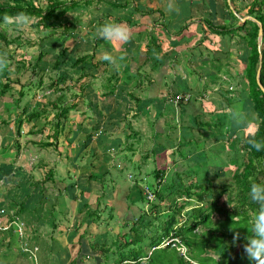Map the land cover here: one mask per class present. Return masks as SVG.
I'll return each mask as SVG.
<instances>
[{
    "label": "rangeland",
    "instance_id": "1",
    "mask_svg": "<svg viewBox=\"0 0 264 264\" xmlns=\"http://www.w3.org/2000/svg\"><path fill=\"white\" fill-rule=\"evenodd\" d=\"M34 1L42 8L47 3V0ZM59 1L62 4L60 9L65 6L67 8H64V13L55 20L53 28L37 26V19L31 17L29 25L25 27L17 26L10 22L11 19L0 25V35L6 38L0 39V53L7 54V68L12 70L11 72L5 69L10 74L0 77V86L9 81L15 96H20L21 92L25 97L24 101L21 98L19 106L13 102V96L12 99H1L0 108L3 105L4 109L15 111L24 106L27 113L38 111L42 116L38 125H33L32 128L25 122L20 131H17L16 122L18 117L21 123L25 120L21 117L23 114L15 116L16 112H10L9 116L7 112L0 117V124L4 125L0 127V132L5 130V135L0 136V139L6 137L4 143L7 144L11 134L12 140H16L20 146L18 153L14 143L13 152L7 147L8 152H4L0 162L2 166H5V163H13L10 167H0V209H4V214L0 217V244H4V247L0 248L2 259L6 262L21 259L22 264L25 261H28L27 264H35L36 259L34 263L27 254H23L21 258L19 246L25 241L31 246L32 242L38 240L36 245L39 252L36 256L39 262L37 260L36 264H44L46 255L62 256L64 249L66 258L61 264H69L75 257L74 252L79 254L84 264H91L89 257H95L98 263V247L115 241L123 244L130 240L129 236L134 234L130 232L132 227L139 233L143 232L146 237H151L156 233L154 227L159 232L156 224L151 230H141L139 225H132L141 215L147 217L144 219L145 224L149 221L155 222L156 215L153 218L150 215L152 205H157L161 213L167 211L164 218L170 213V202L173 199L177 200L178 205L186 206L187 211L197 205L195 198H176L178 196L174 175L180 171L191 176L183 180L184 186H188L190 182L199 183L204 179L202 176L205 172H208L207 175L210 174L211 178L220 176L221 178L213 182V186L218 187L221 186L220 182H227L230 186L228 188L233 192L230 195L231 200L226 191L217 202L230 211L237 203L231 171H222L214 168L217 165H209L218 158L215 151L223 150L219 153L225 161L232 157V152L226 149V140L230 136L225 133L226 124L221 126L219 117L223 111L225 119L237 124V132L245 128L243 131L248 129L251 134H254L255 128L250 125H253L257 118L247 95L242 96L247 86L240 60L245 43L236 35L225 37L219 32L215 33L203 22L207 20L208 23L216 25L217 18L226 20L228 24L232 22L224 1L215 0L221 7L216 12L212 11L213 8L207 0H183L182 3L178 0H122L121 3L112 0ZM252 1H235L240 10L237 18L246 16ZM71 4H74V7L69 8ZM169 5L172 6L171 11L168 10ZM109 22L124 25L129 29L131 37H135L128 52L122 49L125 43L120 45L98 38V28ZM183 23L188 28L183 31L174 29ZM165 29L167 36L162 32ZM179 31L184 34V42L181 45L174 43L181 40ZM141 32L143 36L136 39L137 34ZM187 33H190L188 37H191L188 42L185 40ZM151 36H156L157 44L160 45L154 52L158 56L156 70L152 69L149 59L146 60L147 65L142 68L139 63L132 61L136 51H140L141 58V53L150 48H147L146 43L150 41ZM40 52L43 53L41 60L38 59ZM101 52L111 53L117 58L116 64L102 63ZM120 57L123 59H119ZM126 61L129 64L127 71L122 70ZM56 62L60 64L59 67H56ZM41 69L43 71H40ZM114 71L117 72L115 75ZM127 72H130V76L137 75L141 81L134 82L133 86L122 83L127 80ZM112 75L121 83L119 87L118 83H115L117 88L105 96L104 86L107 84V78ZM216 77L220 80L212 82ZM197 80L203 85H198ZM23 84L26 87H22ZM82 84L85 85V95ZM28 85L30 88H27ZM188 86H194V89L189 91ZM201 86L203 92L200 91ZM90 87L92 102L86 98ZM21 88H27L26 96L27 91H22ZM184 95L187 99L183 101L186 110L180 112L178 106L175 112L172 106L167 105L172 97ZM155 97L159 99L157 105H154L157 100ZM58 99L61 100L57 101ZM130 102L132 107H127L126 104ZM228 102L232 103L231 109ZM56 103L70 111L65 116H57L60 108L53 106ZM156 108L157 117L154 115ZM183 116L184 121L189 122L186 129L180 127ZM161 118L166 119L172 126L167 125L169 128L165 129L161 126ZM3 121L9 122V128ZM57 124L60 125L59 133L55 138L52 135ZM17 132L20 137H16ZM245 132L240 133L238 137L243 138ZM19 138L26 140L23 152L21 150L24 143L19 141ZM111 141L120 144L110 146L108 143ZM47 142L54 145L41 147ZM241 143L240 141L237 144L240 151ZM130 144L132 149L128 148ZM243 158V154L238 157V167L241 166ZM193 168H197V175L192 171L189 173ZM155 169L162 170L165 177L160 188L155 182ZM11 172L12 180L9 181ZM34 172L36 174H33ZM23 174L30 176L29 184L19 190ZM5 176L8 178H4ZM40 183L43 188L39 194L41 198L49 201L48 207L44 206V210L35 211L34 221L24 223L23 230L27 231L29 239L18 243L16 237L11 234L14 233L12 226L3 230L13 216H19L13 199L26 196L38 201L36 188ZM135 183L136 186L138 183V191L134 190L128 197V192ZM15 184L17 186L13 188ZM143 187H153L156 192L161 190V200L155 196L153 202L147 203L141 193ZM81 191L85 200L74 201L72 194L78 196ZM104 192L105 196L102 195ZM171 193L173 196L169 195ZM6 197L10 201L5 202ZM12 205L15 209H10ZM95 208L97 210L92 211ZM90 212L94 214L90 215ZM249 215L252 222L254 214ZM221 219L217 212L212 213L211 220L214 224ZM183 220L184 217L180 215L179 226ZM204 231L203 226L197 229L198 233ZM36 237L37 239H34ZM148 244L147 237L141 247L145 248ZM73 245L79 252L73 249L72 253H69V246ZM182 250L183 248H177L178 252ZM208 253L211 257L218 258L215 253ZM108 259L103 256L101 264H109Z\"/></svg>",
    "mask_w": 264,
    "mask_h": 264
},
{
    "label": "trees",
    "instance_id": "2",
    "mask_svg": "<svg viewBox=\"0 0 264 264\" xmlns=\"http://www.w3.org/2000/svg\"><path fill=\"white\" fill-rule=\"evenodd\" d=\"M3 1L4 2H0V25L8 22L5 19L6 17L11 19L16 17L20 13H24L29 18L31 17L37 19L36 21L37 26L41 25L45 29H50L55 26L54 25L55 20H57L60 17V15L64 13V8H67L65 6L63 9H60L62 4L59 0H47V3L43 8L37 6L34 0H3ZM112 1H118L120 3L123 2L122 0H112ZM178 1H180L179 3L184 2L183 0H178ZM223 1H224L225 9H227V14L229 18L233 21L228 24L226 20L222 21L221 18L219 19L217 18L218 23L216 25L208 23L207 20H204L203 22L206 24L209 30L214 31L215 33L219 32L225 37H228V35H236L241 39V41L245 43L244 53L241 54L240 60L243 64L244 77L246 79L247 86L246 89L243 90L242 96L246 97L247 95V100H249L252 111L257 118L256 122H254L253 125H250L255 128L254 134H251L252 132L249 131L248 129H246V132L243 131L245 128H242V130L237 132L236 129L239 128L237 124H234L231 121L225 119V116L223 115L224 114L223 111H221V116L219 117L221 126H223L222 124H226L225 133L230 136V138L229 139L227 138L226 140V142L228 141L226 149L232 152V157H230L228 161H225L223 158H221V154L219 153L222 152L223 150L215 151L216 153H218V158L215 159V162L210 163L209 165L213 167L214 165H217L214 168L222 169V171L223 170L231 171V181L236 190L234 192L237 193V203L231 208L230 211L225 209L222 204L220 205L218 204L217 200L221 198L226 191L228 192L229 200L232 199L230 195H232L233 192L228 188L230 186L227 182H220L221 186L218 187H216V185L213 186V182L216 181L218 178H221L220 176H215L211 178L209 177L210 174L207 175L208 172H205V174L202 176V179L204 178L206 179V181H204L203 179L199 183L190 182L188 186H184L183 180L191 176L187 173L186 174L182 173L181 171L176 172L174 175L175 189L177 190L176 195L178 196L176 198L177 199L185 198L186 200L195 198L197 205L187 211L186 209L188 208L186 206L178 205L177 200L173 199L170 202V205L172 206L171 207L169 206L170 213L168 214L167 218H164L166 216V215L164 216V213L167 214V211L161 213L159 211V207L157 205H154L153 208L151 209V212H154L156 215L154 217V219L156 220L155 222L149 221L145 224L144 219H146L147 217L141 215L138 217L137 219L138 221L132 225V226L139 225V228L141 230H146V229L151 230V227L154 224L158 226L159 232H157V230L154 227V230L156 231V233H154L155 235H152L151 237H149L150 235L147 236L149 239V244L147 247L145 248L141 247L143 241L146 240L147 237L142 234L143 232L142 233L137 232L134 227L130 229V232H134L133 236H129L131 237V239L126 240L123 244H120L118 241H115V242H110V244L108 245H105L107 248H105L104 244L98 247L101 255L103 254L104 257L112 258L111 264H255L254 261H250L244 254L243 245L246 243V240L253 235L251 231L252 222H250L249 213L255 214L258 211V207H259L257 204L253 203L250 200V197L248 195L250 191V186L252 183L264 184V148H262L260 151H257L248 143V140L253 137L257 141H264V94L261 92V90L258 88L256 84V71L259 63V55H261L262 61H261L260 82L264 86V0H253L250 6L248 7L246 14V16L253 17L262 25V43L260 45V49L258 48V31H259L258 25L254 21L246 20L245 22H241V20L237 18L236 15H239L240 10L235 5L236 0H229V2L227 0H223ZM207 2L208 4H210L211 8H213L212 11L216 12L217 9L221 8L216 3L215 0H207ZM72 6L74 7V4H71L69 8ZM119 7H121V5H119ZM230 7H232L233 10H231ZM242 17H245V15ZM186 26L187 25L184 26L183 23L182 26L181 24H179L174 29H176L177 31L182 29L183 31L184 29L188 28ZM162 32L167 36L168 32L166 31V29ZM190 33H187L185 35V40L187 42L190 41L191 39V37H188ZM142 34H143L142 32L137 34L136 39L139 38V36H141ZM178 34H181V36L178 35L179 37H181V40L179 42H174V43L177 45H181L182 42H184L183 41L184 34L182 35L181 31H179ZM134 38L135 37H131V40L128 43H125L126 51H129L130 48L132 47L131 44ZM0 39L5 40L6 38L0 35ZM146 44H147L146 45L147 48L149 47L150 48L146 52L141 53V58H139L140 51H136L135 57L132 59V61H134L136 64L139 63L140 67L142 68L143 66L145 67L147 65L146 60L149 59L152 62L151 64L152 69L156 70V68H158V56L154 52H156V50L160 48V45L157 44V37L151 36L150 41L147 42ZM229 52L230 51L228 50V53ZM42 56L43 53L40 52L38 59L41 60ZM102 63H104L105 65L109 64V62L105 60H102ZM128 65L129 64H127V61L124 62L122 70L127 71ZM59 66L60 64H57L56 62V67ZM217 70H219V68H217ZM7 71L12 72L10 68H7ZM7 71L5 70L3 72H0V77L8 76L10 72L8 73ZM40 71H43V69H41ZM116 71L114 72L117 73ZM127 73L129 74V72ZM212 74H216V73H212ZM114 75H112L110 78H107V84L104 86L105 91L103 92V95L105 96L109 95L110 93H113L115 89V83L117 82V78ZM216 80H220V78L216 77L212 82H216ZM124 81L128 83L129 80H124ZM197 83L198 85H203L198 80ZM192 84L194 85V83ZM10 87L11 86L9 81H6L4 82V84L3 83L1 84L0 100L12 99L11 96H13V99H15V101L13 102L16 103V106H19V103H21L22 99L23 98L25 99L24 94L22 96L21 92H19L20 96L16 97L14 89L11 87L12 90L10 91L9 90L11 89ZM22 87H26V86L23 84ZM27 88H30V85H28ZM27 88H21L22 91H27L25 96L28 94ZM202 88L203 87L201 86L200 91L203 92ZM186 89L187 88H184V90ZM82 90L84 94L85 93L84 84H82ZM87 93H88V96L86 97L87 100H90L92 102L91 87L87 90ZM184 98L185 97L183 96L182 97L177 96L176 98L172 97L173 100L176 99L178 100L180 106L181 104L186 105L183 102ZM60 100L61 99H58L57 101ZM227 104L228 107L231 109L232 103L228 102ZM53 106L55 108H60V112L59 114H57V116H65V114H67V112L70 111V109L65 110L61 108L59 103L53 104ZM21 110H22L21 113H16V115L19 114L21 116V114H23L25 120L21 123L20 117H18V120L16 122L18 125L17 131H20V127H22L25 121L28 123L32 121L36 122L42 117L41 113L38 111L27 113L24 106L22 107ZM10 111L11 109L8 110L9 116H10ZM23 115L21 117H23ZM182 119L183 120H181L180 127L181 128L184 127L185 129L188 128L189 122L184 121V116ZM3 123L6 124L7 128H9V122L3 121ZM3 126L4 125L0 124V127ZM34 126L36 125L34 124ZM59 126L60 125L57 124V128L56 130H54L52 137L57 138L59 133ZM165 127H167V125ZM217 128L219 131V125L217 126ZM231 132H233L234 136ZM244 132H245L244 137L239 138L238 137L239 134L240 133L243 134ZM17 134L16 137L21 136L18 132ZM4 135H5V130L0 132V136H4ZM3 141L4 140H2L0 144H3ZM240 141L242 142L241 143L242 151L239 150V147L237 145L238 142ZM14 144H15L16 153H18L19 145L17 141H15ZM108 144L110 146L111 145L118 146L120 142L111 141ZM9 145L10 143L7 144L4 143L3 146L0 145V148L2 147L3 149L2 150L3 153L7 151V147ZM53 145H54L53 143L47 142L42 144L41 147L47 148ZM242 154L244 158L242 160V163L240 164L241 166L238 167L237 166L238 157L241 156ZM191 171L194 175L198 174L197 168L191 169L189 173H191ZM154 178L157 187L160 188L161 182H164L165 179L163 175V171L159 169H155ZM136 188L137 187L134 186V188H132V190L128 192L129 193L128 197L129 195L133 194L134 190L138 191ZM146 189L150 191L153 195L157 196L159 199L161 198V194H162L161 190H157L156 192L153 187H151V189L146 187ZM162 190L164 189L162 188ZM194 190H198V191L195 192ZM215 191H217V193H215ZM82 193L83 192L81 191L78 194V196H76L79 197L80 200H82L83 198ZM214 194L216 196H213ZM169 195L173 196V193ZM76 197H74V195L72 194L73 200ZM142 200H144V198ZM204 203H206L207 205H205ZM23 210H24L23 206H19V209H17V211L19 212V216L16 217L25 219L24 221L27 222V218ZM213 212H217L218 215H220V217L222 218L221 221L215 224L211 220ZM92 214L94 213L90 212V215ZM181 214L182 217H184V220L182 221V225L179 226L180 223L179 219ZM161 215H163V220H161ZM23 216L25 218H23ZM200 226H203L205 228V231L202 233L197 232V229ZM233 230L239 231L241 237L236 242L235 245H233L232 243ZM171 236L180 239V241L183 244V247L185 248L184 253L178 252L176 249L173 248H158L160 243L164 239L170 238ZM1 245L3 244L1 243ZM236 247L237 250H235ZM73 249H76L74 245L71 246V250ZM77 251L79 252V249ZM62 252L63 255L59 257H57V254L54 256L46 255L44 264H61V262H64V259L66 258L65 249L62 250ZM149 252L150 254H148ZM208 252L215 253L216 255H218V258L215 259L211 257ZM74 255L75 257L70 260L69 264H84L83 262H81L82 258L79 256V254L77 255L74 252L73 256ZM91 263L96 264L95 261H92ZM0 264H13V263L0 261ZM14 264H22V263L15 262Z\"/></svg>",
    "mask_w": 264,
    "mask_h": 264
},
{
    "label": "clouds",
    "instance_id": "3",
    "mask_svg": "<svg viewBox=\"0 0 264 264\" xmlns=\"http://www.w3.org/2000/svg\"><path fill=\"white\" fill-rule=\"evenodd\" d=\"M168 10L169 11L172 10L171 5L168 6ZM5 19H6V21L9 20V18H7V17ZM10 22L15 23L19 27H25V26L29 25L30 18L27 15H25L24 13H20L16 17L11 18ZM97 34H98V38L104 39L110 43H116V44H120V45H122L124 43H128L131 40V34H130L129 29L127 27H125L124 25L117 24L114 22H109V23H105V24L101 25L97 30ZM102 59L105 61H108L110 64H114V65L117 62V58L114 57L111 53H107V52H105L102 55ZM119 59H123V57H120ZM8 63H9V61L7 58V54L6 53H0V72H3L7 68ZM184 97H186V96H184ZM173 103H174V101H173ZM176 105H177V103H176ZM248 143L253 148H255L257 151H260L262 148H264V141H257L254 137L250 138L248 140ZM137 185H138V183H137ZM134 186H136V183L134 184ZM134 186H132V188H134ZM141 191H142V194H143L144 198L146 199L147 203H151L155 200V195H153L146 188H144V187L141 188ZM149 194H152V196H153L151 199L148 198ZM248 195L250 197V200L253 203L257 204L259 207H258V211L252 217L251 231H252L253 235L246 240V243L243 245V251H244V254L246 255V257L250 261H254L255 264H264V184L252 183L250 186V191H249ZM152 208H153V205L151 206V209ZM96 210L97 209L92 210V211H96ZM36 212H38V211H36ZM3 214H4V209L1 208L0 209V217ZM150 215H151V217H154L155 213L151 212V210H150ZM181 216H182V214H181ZM161 220H163V215H161ZM16 223L19 225H22V227L20 229L21 234L18 232L17 226L15 225ZM24 223H25V221L21 220V218L13 216L12 220H10L8 222V226L3 227V230H7V229L11 228V226H12L14 233H11V234H13L16 237V239L18 240V243H19V241H23V240L28 238L27 231L23 230ZM5 238H9V237H5ZM240 238L241 237H240L239 231L233 230V240H232L233 245H235L236 242ZM172 239H179V238L171 236L170 238L164 239L160 243L158 248H173V249L177 250V248L172 247L170 244L166 245V242L169 240H172ZM32 243L33 244H31V246L28 245L29 244L28 241L23 242V244H21V245L19 244L20 245L19 246V249H20L19 253L22 256H23V254H27L31 261H33L35 263V259H36V263H37V260L39 262V259H37L36 255L39 252L38 251L39 247L36 245L37 243H35V242H32ZM34 243H35V245H34ZM181 245L183 246L182 242H181ZM25 250H27V251H25ZM148 254H150V252ZM103 256H104L103 254L102 255L100 254L98 263H96L95 257L94 258L89 257V259L91 262L95 261L96 264H101ZM111 260H112V258H109L107 260L109 262V264H111Z\"/></svg>",
    "mask_w": 264,
    "mask_h": 264
},
{
    "label": "crops",
    "instance_id": "4",
    "mask_svg": "<svg viewBox=\"0 0 264 264\" xmlns=\"http://www.w3.org/2000/svg\"><path fill=\"white\" fill-rule=\"evenodd\" d=\"M134 42V41H133ZM122 49L123 50H125L126 51V47H125V45H123L122 46ZM126 52H128V51H126ZM104 53L103 52H101L100 53V55H103ZM131 63V62H130ZM114 74H115V72H114ZM135 75V74H134ZM131 75L130 76V72H129V74L128 73H126V79L127 80H129L128 81V83H126L124 80L122 81V83H124V84H126V85H129V86H133V83L134 82H140L141 80H140V77H138L137 75ZM134 76V77H133ZM166 77H169V76H166ZM116 83H118V85H117V87H119V83H121L120 82V80L118 81L117 80V82ZM190 85V84H189ZM154 86H156V84H154ZM116 87V85H115V88H117ZM189 88H191V89H189V91L190 90H192V89H194V86L192 87V86H188ZM135 89V88H134ZM154 91L156 92V90H155V88H154ZM188 91V93H189V95H190V92ZM187 94V93H186ZM156 98V97H155ZM157 100L155 101V103H154V105H157V103H158V101H159V99L158 98H156ZM172 99V98H171ZM173 99L172 100H169V102H167V105H170V106H172L173 107V109H174V111L176 112L177 111V107L179 108L178 110H180V112L181 111H184V110H186L185 108H186V105H183V104H181V107H180V105H176V104H174L173 103ZM126 106L127 107H132L131 106V102L129 103V104H126ZM21 111L22 110H15L14 111V109L12 110V111H10V112H16V113H21ZM8 112V110H6V108L4 109V106L2 105L1 106V108H0V117L2 118L3 116H4V114H6ZM169 112H170V110H169ZM159 113H160V110H159ZM171 114V113H170ZM16 115V114H15ZM154 115H155V117H157V115H158V110H157V108H156V112L154 113ZM160 115V114H159ZM23 117H24V115H23ZM163 118H165V116H163ZM172 119V118H171ZM39 121H40V119L39 120H37L35 123L33 122V123H29V124H27V126H29V127H32L34 124L35 125H38L39 124ZM167 120L166 119H160V123L162 124L161 126H166V125H171L172 126V124H168L167 122H166ZM26 122V121H25ZM24 122V123H25ZM172 123H173V121H172ZM164 126V128L165 129H167V128H169L168 126L167 127H165ZM163 128V127H162ZM8 138L10 139V141L8 142V143H10V142H12V143H10V145L8 146V147H10L11 148V151H12V145H13V143L16 141V140H12L13 139V136L11 135V134H9V136H8ZM5 139V137L4 138H2V139H0V142L2 141V140H4ZM20 139V140H19ZM18 140L19 141H22L24 144L22 145V150H21V152H23L24 151V147H25V142L24 141H26V140H24V139H21V138H19ZM26 139V138H25ZM18 143V142H17ZM3 144H4V141H3ZM3 144H0L1 146H3ZM133 144V143H132ZM132 144H130L129 146H128V148H131L132 149ZM19 145V144H18ZM126 147V146H125ZM2 148V147H1ZM0 148V162H2V157H3V152H2V149ZM27 151V150H26ZM8 152V151H7ZM13 152V151H12ZM19 152H20V146H19ZM125 153H129V154H133V152H129V151H125ZM6 158H9V157H6ZM13 165V163H5V166L6 167H10V166H12ZM5 166H2V165H0V167H5ZM10 171H12L11 169H10ZM33 174H36V172H34ZM74 174V173H73ZM12 175H13V172H11L10 174H9V181H11L12 180ZM24 176H23V179H22V184H21V186L19 187V190H21L24 186H27L28 184H29V178H30V176H28V175H26V174H23ZM31 175V174H30ZM1 178H3V177H1ZM4 178H8V177H4ZM2 181V180H1ZM8 181V180H7ZM45 182V181H44ZM38 185H40L39 187H37L36 188V190H37V192H36V190L34 191V192H36V194L38 195V201L36 200V199H34L33 197H26V196H23V197H16V198H14L13 199V203L15 204V206H16V209H18V207L19 206H23V208H24V212H25V215H26V218H27V223H29V221H34L33 220V214L35 213V211H42V210H44V206H46V207H48V204H49V201L47 200V199H43V198H41V196H40V194H39V192L42 190V188H43V184H42V186H41V183L40 184H38ZM15 186H17V184H15L14 186H13V188L15 187ZM137 187H138V185H137ZM75 189V188H74ZM24 190H28L27 188H24ZM99 194H100V192H99ZM105 194H106V192H104V193H102V195L103 196H105ZM74 197H76V194L74 195ZM78 199H79V197H76L74 200L77 202L78 201ZM12 200V199H11ZM85 199H83L82 198V200L81 201H84ZM7 201H10V199H8L7 197H6V199H5V202H7ZM56 203L58 204V202L56 201ZM108 204V203H107ZM107 204H105V205H107ZM62 205V203H60V206ZM85 204H82V206H84ZM41 206V207H40ZM51 206V205H50ZM52 206H53V204H52ZM79 206H81V205H79ZM5 208H7V207H5ZM9 208V207H8ZM15 209V207L12 205L11 207H10V209ZM40 208V209H39ZM55 208V207H54ZM39 209V210H38ZM88 209H90V207L88 206ZM95 209H97V208H95ZM94 209V210H95ZM91 210V209H90ZM86 211V210H85ZM52 215H53V213H52ZM100 215V214H99ZM31 233H32V231H31ZM34 239H37V237L36 238H34ZM1 240V239H0ZM13 240V239H12ZM2 241V240H1ZM33 241V240H32ZM54 241H55V243H56V238H54ZM35 242V241H34ZM38 242V240H36V242L35 243H37ZM3 244V243H2ZM4 247V244L3 245H1L0 244V248H3ZM69 253H72V250H71V246H69ZM23 256L21 255V258H22ZM0 261H4L3 259H2V257L0 256ZM9 261V260H8ZM4 262H6V261H4ZM15 262H18V263H22L23 261L21 260V259H18V260H16ZM14 261H11V262H9V263H15ZM28 263V261H25L24 262V264H27Z\"/></svg>",
    "mask_w": 264,
    "mask_h": 264
},
{
    "label": "water",
    "instance_id": "5",
    "mask_svg": "<svg viewBox=\"0 0 264 264\" xmlns=\"http://www.w3.org/2000/svg\"><path fill=\"white\" fill-rule=\"evenodd\" d=\"M227 1L229 2V0H227ZM230 9L233 10L232 7H230ZM233 12H235V11H233ZM238 18L241 20V22H245L246 20H251V21H254L258 25V27H259V31H258V48L260 49V45L262 43V25H261V23L258 22L253 17H250V16H245V17H242V18L238 17ZM261 61H262V56L259 55V63H258L257 71H256V84H257L258 88L261 90V92L264 94V86L260 82Z\"/></svg>",
    "mask_w": 264,
    "mask_h": 264
},
{
    "label": "built area",
    "instance_id": "6",
    "mask_svg": "<svg viewBox=\"0 0 264 264\" xmlns=\"http://www.w3.org/2000/svg\"><path fill=\"white\" fill-rule=\"evenodd\" d=\"M183 101H187L186 97L183 99ZM177 102H178L177 99L174 100V103H175V104H176ZM152 197H153L152 194H149L148 198L151 199ZM13 224H14V223H13ZM15 225L17 226L18 232L21 234L20 229H21L22 225H19V224H17V223H16ZM168 244H170L172 247L178 248V249H180V250L183 248L182 252H183V253L185 252V248L181 245V242H180L179 239H172V240H169V241L166 242V245H168ZM25 251H27V250H25ZM30 253H31V252H30Z\"/></svg>",
    "mask_w": 264,
    "mask_h": 264
}]
</instances>
